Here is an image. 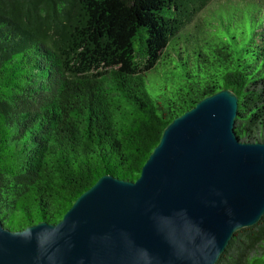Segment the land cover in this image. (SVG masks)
Instances as JSON below:
<instances>
[{"label":"trees","instance_id":"trees-1","mask_svg":"<svg viewBox=\"0 0 264 264\" xmlns=\"http://www.w3.org/2000/svg\"><path fill=\"white\" fill-rule=\"evenodd\" d=\"M223 89L238 139L264 142V0H0L3 227L136 180L163 129ZM216 264H264V216Z\"/></svg>","mask_w":264,"mask_h":264},{"label":"water","instance_id":"water-1","mask_svg":"<svg viewBox=\"0 0 264 264\" xmlns=\"http://www.w3.org/2000/svg\"><path fill=\"white\" fill-rule=\"evenodd\" d=\"M237 102L227 89L197 102L136 180L103 175L56 224L0 220V264H216L264 216V142L238 139Z\"/></svg>","mask_w":264,"mask_h":264},{"label":"rangeland","instance_id":"rangeland-1","mask_svg":"<svg viewBox=\"0 0 264 264\" xmlns=\"http://www.w3.org/2000/svg\"><path fill=\"white\" fill-rule=\"evenodd\" d=\"M210 6H211V7L214 6V3H211Z\"/></svg>","mask_w":264,"mask_h":264}]
</instances>
